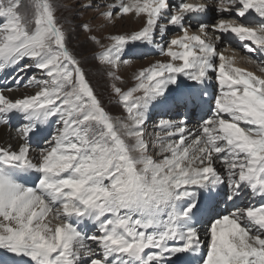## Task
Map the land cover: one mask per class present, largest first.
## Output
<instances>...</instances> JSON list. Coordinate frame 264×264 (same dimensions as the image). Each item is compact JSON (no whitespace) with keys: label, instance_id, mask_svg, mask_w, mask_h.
Here are the masks:
<instances>
[{"label":"snow or ice","instance_id":"snow-or-ice-1","mask_svg":"<svg viewBox=\"0 0 264 264\" xmlns=\"http://www.w3.org/2000/svg\"><path fill=\"white\" fill-rule=\"evenodd\" d=\"M0 129V264H264V0H0Z\"/></svg>","mask_w":264,"mask_h":264},{"label":"rangeland","instance_id":"rangeland-1","mask_svg":"<svg viewBox=\"0 0 264 264\" xmlns=\"http://www.w3.org/2000/svg\"><path fill=\"white\" fill-rule=\"evenodd\" d=\"M64 2H65V0H61V3H64ZM99 2H103V0H99ZM61 15H66V16H68L69 20H73V14H71V13H61ZM97 15L98 14L96 12H94V11L82 12L80 14V16L73 21V26L79 25V24H83L85 22H92L94 17H96ZM124 21L125 20L119 21L114 27L110 26V27H108V29H106L102 33L100 32L99 27H97L99 25V23H100L99 21H96L95 23H93L92 26L94 28H96V34L97 35H103V36H107L110 33L133 32V31L138 30L141 27V23H138L135 19H132V22L126 23V24H125ZM133 21L135 22V24L133 23ZM87 36H88V34L84 33L82 30H77V32L74 34V39H73V42H72V46H73V48L76 51L81 52L82 54L87 56L89 58V60H91L92 51L94 50V48L96 46H94L87 39ZM106 42L107 41L105 40L104 43H106ZM132 58L133 57H129V59L132 61L129 64H132V65L131 66H129V64L128 65H124L122 67V69L126 68L127 70H125L123 72L122 69H121V73H120L121 75H122V73L124 74V75H122V77L129 84L131 82L130 78L133 76V74L135 72L139 71L140 69H142L144 67L149 66L151 63H153L159 57L150 56L148 58H138V59L133 58L134 60ZM95 65H96V62L95 61H91V63L87 66L89 68L91 74H92V76H91L92 83L96 86L97 91L101 94L102 99L105 100V103H106V106H107L108 110L110 112L116 114V115H119L120 112H121V109L118 106H116L115 105V101L109 97V89L107 87V83H108L107 82V77L104 75L103 72L97 71ZM251 70H256V69H255L254 66H252ZM152 128L153 127L150 125L149 129H148V134H152L154 132V129H152Z\"/></svg>","mask_w":264,"mask_h":264},{"label":"bare ground","instance_id":"bare-ground-1","mask_svg":"<svg viewBox=\"0 0 264 264\" xmlns=\"http://www.w3.org/2000/svg\"><path fill=\"white\" fill-rule=\"evenodd\" d=\"M125 24L126 23H130V22H132V19H125ZM133 23L135 24V22L133 21ZM112 27H114V26H112ZM108 29V28H107ZM110 29V28H109ZM107 43V42H106ZM240 55H244V53L242 52H240ZM139 57L137 56L135 59H138ZM133 59V58H132ZM134 60V59H133ZM134 62V61H133ZM126 65H128V64H126ZM132 64H129V66H131ZM128 66V67H129ZM134 66V65H133ZM243 66H246V67H248L250 70L252 69V66H254V65H243ZM255 67V66H254ZM125 70H127L126 68H123L122 69V71L124 72ZM129 70V69H128ZM132 71V70H131ZM101 72V71H100ZM128 74V73H127ZM122 75H124L123 73H122ZM126 75V74H125ZM127 76V75H126ZM104 77V76H103ZM106 80V79H105ZM106 82V81H105ZM107 83V82H106ZM131 83V82H130ZM197 115H195V116H192L191 117V119H190V124H189V126L190 127H197L198 126V122H199V120H197V117H196ZM153 129V128H152ZM10 135H14V133H9V132H7L6 130H3V129H0V138H2L3 140H6V139H8V137L10 136ZM221 207L222 208H227V205H221ZM5 259H7V258H5Z\"/></svg>","mask_w":264,"mask_h":264}]
</instances>
